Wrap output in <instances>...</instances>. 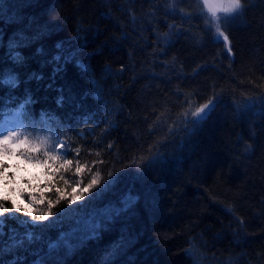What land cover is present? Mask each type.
Listing matches in <instances>:
<instances>
[{
  "label": "trees",
  "instance_id": "obj_1",
  "mask_svg": "<svg viewBox=\"0 0 264 264\" xmlns=\"http://www.w3.org/2000/svg\"><path fill=\"white\" fill-rule=\"evenodd\" d=\"M4 12L0 73L18 83L0 84V121L30 96L22 137L49 132L63 155L18 148L46 170L27 186L9 170L0 197L44 213L52 200L56 211L96 172L119 178L97 207H120L129 189L138 197L57 261L105 264L119 244L108 264H264V0H243L221 23L231 53L200 0H4ZM209 98L207 119L185 124ZM150 149L159 158L148 165Z\"/></svg>",
  "mask_w": 264,
  "mask_h": 264
},
{
  "label": "snow or ice",
  "instance_id": "obj_2",
  "mask_svg": "<svg viewBox=\"0 0 264 264\" xmlns=\"http://www.w3.org/2000/svg\"><path fill=\"white\" fill-rule=\"evenodd\" d=\"M240 0H204L203 8L207 10V15L210 17V22L215 27L216 39L225 44L228 53L232 52L231 42L229 36L222 30L221 13L224 14V18H227V14L236 12L239 8ZM4 0H0V22H8L4 20ZM0 38H2V30H0ZM61 47V45H57ZM19 61L21 57L17 54L14 57ZM61 59L60 56L54 57L57 62ZM65 59V62H67ZM58 67L56 71H59ZM38 79L40 77H37ZM17 78L11 72L0 73V84L8 85L9 87L17 86ZM62 92V90H61ZM63 102V96L57 100L58 104ZM32 103L31 97L18 105V107L12 112L8 113L9 119H5L0 123V153L11 151L10 140L17 136V133L9 131L7 136L4 135L5 131L10 128H23L27 127L23 123V119L26 116V105ZM215 106V102L212 98H209L205 103L199 106H189L182 113L183 122L185 124L199 125L201 122L207 119ZM174 126H170L169 131L173 130ZM185 131L190 129L185 128ZM17 147H26L30 151H36L35 147L29 146L26 140H18ZM111 145H109V148ZM79 151V150H77ZM150 155L148 157H142L141 162L151 165L159 158V152H152L150 149ZM23 154V152L21 153ZM50 159L55 160V156H49ZM71 161H66L65 164H71ZM138 168L140 164L136 165ZM4 165L0 164V176L3 175ZM61 167H65L64 164ZM82 168L78 165L76 172H81ZM109 179L104 180L101 183L99 172H96L92 179L86 186L80 189L79 194H73L71 199L66 201L65 206L60 207L56 211H53V201L48 200L47 212L29 211L21 205H18L16 201H11V206H7L6 202L10 200V197H0V264H25L26 257L21 255V252L29 253L35 257L31 264H61L56 260L57 254L61 250H65L66 253H71L76 247H79L85 240L95 239L98 237L99 230L102 223L112 221L114 216H119L121 213H126L136 203L138 197L134 196L129 189L127 193L120 197V207L116 206V203L109 201L103 207H97L96 201L103 199L104 195L110 192L117 180L119 179L112 172H108ZM63 177H61L62 179ZM100 185L99 187H97ZM60 190L57 189V192ZM43 193H41V197ZM62 196L58 197L55 201L59 204ZM35 202V197L33 198ZM77 201L76 203H73ZM38 203H44L43 199ZM70 205V206H69ZM21 213L23 215H16ZM15 221V226L9 225L7 221ZM7 228V233L5 232ZM51 230H56L58 235L55 237L49 233ZM7 237V239H5ZM121 244L123 241L120 242ZM118 245H114L113 249L105 257V264H108V260L111 256L116 255ZM11 256V259H5L6 256Z\"/></svg>",
  "mask_w": 264,
  "mask_h": 264
},
{
  "label": "rangeland",
  "instance_id": "obj_3",
  "mask_svg": "<svg viewBox=\"0 0 264 264\" xmlns=\"http://www.w3.org/2000/svg\"><path fill=\"white\" fill-rule=\"evenodd\" d=\"M239 10H237L236 12L227 14V18L231 17V15H234ZM221 16H222V20H221V23H222L223 20H225L226 18H224L223 13H221ZM211 25L213 26V29L215 32L214 25L212 23ZM215 37H216V32H215ZM9 118L10 117L8 116V114L5 115V117L0 121V123H2L5 119H9ZM9 131L17 133V136L10 140V147L12 150L0 153V164H2V162L6 160V158H9V160L12 162V164H14V166H12L11 163L10 165L7 164L8 166H4L3 174H7L6 172H8L9 170H12L11 172L12 178L13 179L16 178L19 183L26 182L25 186L30 185L29 183L32 181V177L35 176L37 173L44 172L46 170L45 168L47 165L44 162H42V157L39 154L31 155V152L29 151H24L23 156H26V157H21L20 154H17L16 152L18 148L28 149L26 147H17L18 140H26L29 146L35 147L36 149L41 150L42 148H44L45 151L48 150V153H49L48 156L50 155L55 156L58 159L62 158L61 156L63 155V152H62L63 145L60 142H58L57 139L54 138L49 132H43L42 134L38 135V141L33 144L30 142L31 137L27 139L23 138L24 136L22 135L23 134L22 128H10L8 131L4 132V135L7 136L9 134ZM26 159H33V160H26Z\"/></svg>",
  "mask_w": 264,
  "mask_h": 264
},
{
  "label": "clouds",
  "instance_id": "obj_4",
  "mask_svg": "<svg viewBox=\"0 0 264 264\" xmlns=\"http://www.w3.org/2000/svg\"><path fill=\"white\" fill-rule=\"evenodd\" d=\"M242 7H243V0H240L239 8L237 10L241 9Z\"/></svg>",
  "mask_w": 264,
  "mask_h": 264
},
{
  "label": "water",
  "instance_id": "obj_5",
  "mask_svg": "<svg viewBox=\"0 0 264 264\" xmlns=\"http://www.w3.org/2000/svg\"><path fill=\"white\" fill-rule=\"evenodd\" d=\"M201 3H202V5H203V3H204V0H201ZM206 10V9H205ZM207 11V10H206Z\"/></svg>",
  "mask_w": 264,
  "mask_h": 264
}]
</instances>
